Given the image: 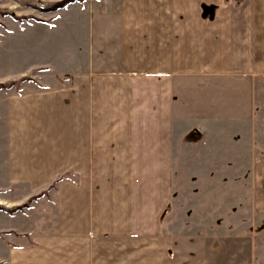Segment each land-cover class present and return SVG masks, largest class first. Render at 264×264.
I'll return each instance as SVG.
<instances>
[{"label": "crops", "instance_id": "1", "mask_svg": "<svg viewBox=\"0 0 264 264\" xmlns=\"http://www.w3.org/2000/svg\"><path fill=\"white\" fill-rule=\"evenodd\" d=\"M70 9L84 59L52 71L63 84L5 97L0 195H42L3 213L0 264H181L162 226L175 140L226 134L230 150L235 124L264 122V0Z\"/></svg>", "mask_w": 264, "mask_h": 264}, {"label": "rangeland", "instance_id": "2", "mask_svg": "<svg viewBox=\"0 0 264 264\" xmlns=\"http://www.w3.org/2000/svg\"><path fill=\"white\" fill-rule=\"evenodd\" d=\"M62 1L0 0V135L6 95L63 84L66 76L52 71L66 72L85 57L67 26L70 5L85 0L55 6ZM258 121L234 125L230 150L226 134L175 140L172 201L162 226L178 237L181 264H264V122ZM31 198L7 204L0 195V224L3 213L23 212Z\"/></svg>", "mask_w": 264, "mask_h": 264}, {"label": "trees", "instance_id": "3", "mask_svg": "<svg viewBox=\"0 0 264 264\" xmlns=\"http://www.w3.org/2000/svg\"><path fill=\"white\" fill-rule=\"evenodd\" d=\"M72 1H74V0H64V1H62L61 3H57L55 6L56 7H64L67 3H69V2H72ZM65 177H60L59 179H57V181L56 182H58V181H60V180H62V179H64ZM42 194H39V195H37V196H35V197H33V198H31V200H30V203H32L34 200H36L37 198H39L40 196H41Z\"/></svg>", "mask_w": 264, "mask_h": 264}]
</instances>
